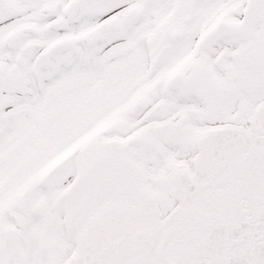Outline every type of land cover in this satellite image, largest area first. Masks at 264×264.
I'll return each instance as SVG.
<instances>
[{
	"label": "snow or ice",
	"instance_id": "snow-or-ice-1",
	"mask_svg": "<svg viewBox=\"0 0 264 264\" xmlns=\"http://www.w3.org/2000/svg\"><path fill=\"white\" fill-rule=\"evenodd\" d=\"M0 264H264V0H0Z\"/></svg>",
	"mask_w": 264,
	"mask_h": 264
}]
</instances>
